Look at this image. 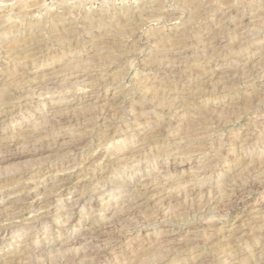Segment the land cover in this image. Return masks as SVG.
Here are the masks:
<instances>
[{"label": "rangeland", "instance_id": "rangeland-1", "mask_svg": "<svg viewBox=\"0 0 264 264\" xmlns=\"http://www.w3.org/2000/svg\"><path fill=\"white\" fill-rule=\"evenodd\" d=\"M0 264H264V0H0Z\"/></svg>", "mask_w": 264, "mask_h": 264}, {"label": "bare ground", "instance_id": "bare-ground-1", "mask_svg": "<svg viewBox=\"0 0 264 264\" xmlns=\"http://www.w3.org/2000/svg\"><path fill=\"white\" fill-rule=\"evenodd\" d=\"M201 7V6H200ZM194 11V10H193ZM104 15V14H103ZM104 18V17H103ZM127 19V18H126ZM90 22V21H89ZM185 34V33H184ZM41 35V34H40ZM98 36V35H97ZM29 41V40H28ZM119 46V45H118ZM108 47V46H107ZM104 50V49H103ZM27 53V52H26ZM23 54V53H22ZM227 77V76H226ZM225 77V78H226ZM14 83V82H13ZM20 92V91H19ZM170 104V103H169ZM169 107V106H168ZM168 109V108H167ZM187 143V142H186ZM200 146V145H199ZM216 157V156H215ZM215 161V160H214ZM38 200V199H37ZM205 235V234H204Z\"/></svg>", "mask_w": 264, "mask_h": 264}]
</instances>
